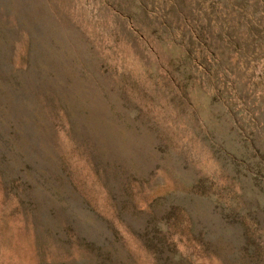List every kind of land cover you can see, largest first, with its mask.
Returning a JSON list of instances; mask_svg holds the SVG:
<instances>
[{"label": "rangeland", "instance_id": "rangeland-1", "mask_svg": "<svg viewBox=\"0 0 264 264\" xmlns=\"http://www.w3.org/2000/svg\"><path fill=\"white\" fill-rule=\"evenodd\" d=\"M0 264H264V0H0Z\"/></svg>", "mask_w": 264, "mask_h": 264}]
</instances>
